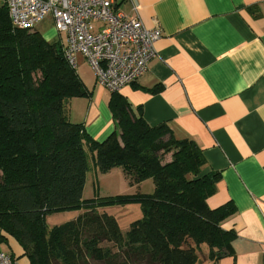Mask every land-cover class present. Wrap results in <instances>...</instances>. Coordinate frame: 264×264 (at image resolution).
<instances>
[{
	"label": "trees",
	"instance_id": "trees-1",
	"mask_svg": "<svg viewBox=\"0 0 264 264\" xmlns=\"http://www.w3.org/2000/svg\"><path fill=\"white\" fill-rule=\"evenodd\" d=\"M89 96L62 42L14 27L0 0V244L12 236L31 264H202L204 245L210 262L229 254L235 232L222 225L236 207H209L221 173H204L196 141L150 125L142 107L112 91L117 129L99 142L70 118L71 100ZM91 160L100 172L121 167L132 186L151 178L155 190L85 200ZM130 201L141 203L143 217L123 234L101 208ZM82 207L67 223L45 222L48 213Z\"/></svg>",
	"mask_w": 264,
	"mask_h": 264
},
{
	"label": "crops",
	"instance_id": "crops-1",
	"mask_svg": "<svg viewBox=\"0 0 264 264\" xmlns=\"http://www.w3.org/2000/svg\"><path fill=\"white\" fill-rule=\"evenodd\" d=\"M138 1L143 24L162 36L147 72L119 92L142 107L150 125L166 123L177 137L195 140L207 160L204 173H221L207 203L235 205L222 225L235 237L229 254L207 264H264V0ZM115 6L134 13L131 0ZM64 36L55 28L44 38L64 44ZM77 60L91 96L71 100L70 118L103 142L117 129L112 91L97 83L83 55ZM7 238L13 251L0 249L31 264Z\"/></svg>",
	"mask_w": 264,
	"mask_h": 264
},
{
	"label": "built area",
	"instance_id": "built-area-1",
	"mask_svg": "<svg viewBox=\"0 0 264 264\" xmlns=\"http://www.w3.org/2000/svg\"><path fill=\"white\" fill-rule=\"evenodd\" d=\"M133 14L115 6V0H6L14 27L33 30L51 17L64 33V56L78 68L83 55L95 71L97 83L111 91L137 82L157 56L159 27H146L138 16V0H131ZM100 23V25H97ZM0 264H20L0 249Z\"/></svg>",
	"mask_w": 264,
	"mask_h": 264
},
{
	"label": "rangeland",
	"instance_id": "rangeland-1",
	"mask_svg": "<svg viewBox=\"0 0 264 264\" xmlns=\"http://www.w3.org/2000/svg\"><path fill=\"white\" fill-rule=\"evenodd\" d=\"M34 30L40 32L43 36H46V34L48 33H52V35H54L55 26L53 19L51 17L46 18L45 20L37 24ZM62 34L65 35L64 33ZM92 70L94 72L93 68ZM92 70L90 68V71L93 74ZM171 159V154H166L164 156V162H167ZM154 190L155 184L153 179L151 178L144 180L139 186H132L128 183L125 173L121 167H115L108 172H100L94 165V162L91 160V168L87 173V181L84 189V199L89 200L99 197L117 196L123 194H150L153 193ZM85 211L86 209L82 207L69 211H57L48 213L45 217V222L49 226V228H52L56 225H62L71 220H74ZM101 211L112 215L117 220L123 234H126L130 230L131 224L134 221L139 220L143 217L142 205L139 201H130L123 204L117 203L106 205L105 207L101 208ZM9 239L10 241H12L14 238L10 236ZM103 246L112 247L114 250L116 249V245H114L112 242H104ZM2 248L7 251H13V249L6 241L3 242ZM208 251V246L204 245L203 250L200 253V259L202 264H207L209 262ZM91 264H98V262L92 261Z\"/></svg>",
	"mask_w": 264,
	"mask_h": 264
}]
</instances>
